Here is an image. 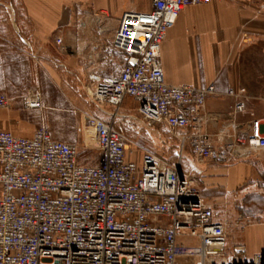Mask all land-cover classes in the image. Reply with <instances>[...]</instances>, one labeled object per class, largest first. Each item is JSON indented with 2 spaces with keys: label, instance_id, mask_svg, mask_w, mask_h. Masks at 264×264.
Instances as JSON below:
<instances>
[{
  "label": "built area",
  "instance_id": "built-area-1",
  "mask_svg": "<svg viewBox=\"0 0 264 264\" xmlns=\"http://www.w3.org/2000/svg\"><path fill=\"white\" fill-rule=\"evenodd\" d=\"M208 1L150 0L149 11L120 17L112 47L124 65L112 77L90 75L86 87L94 107H109L110 116L84 115L77 128L85 148L95 150V164L81 163L76 145L54 140L44 127L30 136L0 129V264H264V252L249 255L243 244L230 243V227L241 228L242 217L230 221L182 169L187 152L194 169L264 158V99L256 116L244 89L228 90L229 113L209 115L214 85H168L159 63L179 13ZM54 42L62 44L60 37ZM125 99L143 121L163 125L175 139V163L131 151L120 127ZM10 106L0 94V111ZM24 106L40 109V96L32 94Z\"/></svg>",
  "mask_w": 264,
  "mask_h": 264
},
{
  "label": "crops",
  "instance_id": "crops-1",
  "mask_svg": "<svg viewBox=\"0 0 264 264\" xmlns=\"http://www.w3.org/2000/svg\"><path fill=\"white\" fill-rule=\"evenodd\" d=\"M149 9L150 0H0V90L28 79L34 69L42 94L30 90L25 100L38 94L42 108V96L46 98L48 90H71L79 88V83L89 86L90 75H117L124 65L123 54L112 47L118 21L125 13ZM55 37L61 38L60 46ZM159 63L168 85H214L218 95L206 100L209 115L229 113L233 98L225 95L228 90L244 89L248 106L261 108L264 0H209L184 8L165 35ZM127 102L134 103L131 99L122 103L124 119L128 118L124 112L132 111ZM110 110L96 108L99 115L94 116L107 120ZM134 110L137 113L136 104ZM84 115L89 114H81V123ZM10 118V111H0V129L31 135L30 129L15 127ZM255 156L227 165L207 162L196 166L204 200L208 202V195H213L217 200L235 197L255 203L251 195L257 194L259 200L264 197V158ZM260 217L264 218V212ZM242 219H255V214ZM241 233L255 241L252 251L241 242L249 255L264 252V223L249 224Z\"/></svg>",
  "mask_w": 264,
  "mask_h": 264
},
{
  "label": "rangeland",
  "instance_id": "rangeland-1",
  "mask_svg": "<svg viewBox=\"0 0 264 264\" xmlns=\"http://www.w3.org/2000/svg\"><path fill=\"white\" fill-rule=\"evenodd\" d=\"M32 71V75H29L30 77L26 79L27 81L22 79L20 83L12 82L9 83L10 88L0 90V94L7 96L10 100V122L14 124L15 127L22 130L30 129L31 132L35 128L44 127L54 140L76 145L79 150V161L81 163L95 164V150L92 148H85L82 136H80L81 133L77 131V128L81 124V114L88 113L93 116L99 115L96 108L89 100L86 90L87 85L79 83V88L75 87L71 90H48V96L46 98L42 96L41 109L27 110L23 103L30 90L38 91L42 94L39 87H37L38 77L34 76V69ZM126 104L132 111L124 112L128 118L122 119L120 127L128 140V146L131 151L138 155L143 150L150 151L158 154L170 163H175L177 161V145L175 139L168 133L167 129L160 124L152 125L146 123L135 112L134 103L127 102ZM124 106L125 104L122 105V108H124ZM248 110L249 112H254L256 116H260L261 114L259 105H250L248 106ZM106 113V118H109L110 112L107 111ZM86 142L90 143V138H88ZM255 155L257 158L258 154ZM193 164L192 159L188 157L187 153L182 163V169L199 186V172H197V168H192L194 167ZM208 196H210L208 197L209 203L224 208L230 221H234L236 215L246 217L251 213L255 214V219H243L244 221L241 224V228L234 229L232 225L230 229L233 228V231H230L229 237L231 245L244 242L246 247L252 251V249L256 247H254L253 243L255 241L252 240L248 234H242L241 232L249 224L261 225L264 223V218L260 217V214L264 212V197L259 200L257 194L251 195L252 198L257 199L255 203H251L248 199L239 201L235 197H230L226 200L224 198L222 200H217L214 199L213 195ZM183 241L185 243L194 244V241L188 239ZM180 264L198 263L196 260H184L181 261Z\"/></svg>",
  "mask_w": 264,
  "mask_h": 264
},
{
  "label": "water",
  "instance_id": "water-1",
  "mask_svg": "<svg viewBox=\"0 0 264 264\" xmlns=\"http://www.w3.org/2000/svg\"><path fill=\"white\" fill-rule=\"evenodd\" d=\"M184 156H186V155H184Z\"/></svg>",
  "mask_w": 264,
  "mask_h": 264
}]
</instances>
